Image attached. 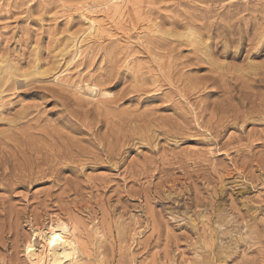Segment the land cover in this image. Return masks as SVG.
Wrapping results in <instances>:
<instances>
[{"label":"rangeland","instance_id":"obj_1","mask_svg":"<svg viewBox=\"0 0 264 264\" xmlns=\"http://www.w3.org/2000/svg\"><path fill=\"white\" fill-rule=\"evenodd\" d=\"M58 234L264 264V0H0V264Z\"/></svg>","mask_w":264,"mask_h":264},{"label":"bare ground","instance_id":"obj_2","mask_svg":"<svg viewBox=\"0 0 264 264\" xmlns=\"http://www.w3.org/2000/svg\"><path fill=\"white\" fill-rule=\"evenodd\" d=\"M42 246L46 250L45 254L51 258L53 264H63L64 259L68 257V252H74L75 250L73 240L66 234L53 235L52 237L46 236ZM27 251L32 260L35 262L40 261L41 254L39 253L35 243L30 242L27 247ZM70 255L71 254L69 253V256Z\"/></svg>","mask_w":264,"mask_h":264}]
</instances>
